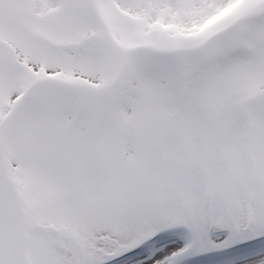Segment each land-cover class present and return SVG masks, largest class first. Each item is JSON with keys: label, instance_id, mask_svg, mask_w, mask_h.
I'll return each mask as SVG.
<instances>
[{"label": "snow or ice", "instance_id": "1", "mask_svg": "<svg viewBox=\"0 0 264 264\" xmlns=\"http://www.w3.org/2000/svg\"><path fill=\"white\" fill-rule=\"evenodd\" d=\"M0 264H264V0H0Z\"/></svg>", "mask_w": 264, "mask_h": 264}]
</instances>
